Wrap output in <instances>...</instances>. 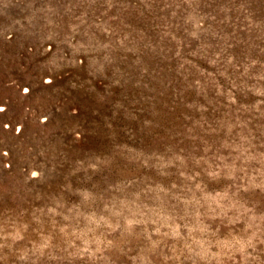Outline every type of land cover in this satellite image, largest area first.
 <instances>
[{"label":"rangeland","instance_id":"rangeland-1","mask_svg":"<svg viewBox=\"0 0 264 264\" xmlns=\"http://www.w3.org/2000/svg\"><path fill=\"white\" fill-rule=\"evenodd\" d=\"M0 264H264V0H0Z\"/></svg>","mask_w":264,"mask_h":264}]
</instances>
